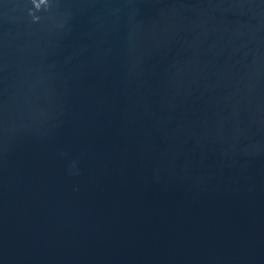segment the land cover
Listing matches in <instances>:
<instances>
[{"label": "water", "instance_id": "obj_1", "mask_svg": "<svg viewBox=\"0 0 264 264\" xmlns=\"http://www.w3.org/2000/svg\"><path fill=\"white\" fill-rule=\"evenodd\" d=\"M0 264H264V0H0Z\"/></svg>", "mask_w": 264, "mask_h": 264}]
</instances>
